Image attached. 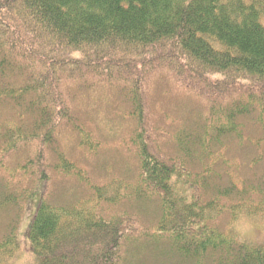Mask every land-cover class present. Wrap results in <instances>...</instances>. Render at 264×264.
Returning a JSON list of instances; mask_svg holds the SVG:
<instances>
[{
    "label": "trees",
    "instance_id": "trees-1",
    "mask_svg": "<svg viewBox=\"0 0 264 264\" xmlns=\"http://www.w3.org/2000/svg\"><path fill=\"white\" fill-rule=\"evenodd\" d=\"M245 220L264 0H0V264H264Z\"/></svg>",
    "mask_w": 264,
    "mask_h": 264
},
{
    "label": "rangeland",
    "instance_id": "rangeland-1",
    "mask_svg": "<svg viewBox=\"0 0 264 264\" xmlns=\"http://www.w3.org/2000/svg\"><path fill=\"white\" fill-rule=\"evenodd\" d=\"M34 210H35V206L31 207L30 212L33 213ZM29 222H30V217L27 216L20 230L21 241L23 244L25 243V237L29 229ZM235 227H236L237 234L240 237H243L251 241H261L264 239V226L256 220H252V221L245 220L237 224ZM20 264H23V262Z\"/></svg>",
    "mask_w": 264,
    "mask_h": 264
},
{
    "label": "bare ground",
    "instance_id": "bare-ground-1",
    "mask_svg": "<svg viewBox=\"0 0 264 264\" xmlns=\"http://www.w3.org/2000/svg\"><path fill=\"white\" fill-rule=\"evenodd\" d=\"M241 128H243V127H241ZM185 132V131H184ZM244 134H246V133H244ZM243 134V135H244ZM188 135H190V134H188ZM194 135H192V137H193ZM230 136V135H229ZM229 138V137H228ZM230 138H232V137H230ZM236 138V137H235ZM194 140H196V139H194ZM184 141V140H183ZM229 141V140H228ZM191 142V141H190ZM232 142V141H231ZM195 143V142H194ZM213 144V143H212ZM215 144V143H214ZM229 144V143H228ZM216 146V145H215ZM213 149V148H212ZM217 149V148H216ZM222 153V152H221ZM226 153V152H225ZM169 155V154H168ZM182 155V154H181ZM178 156V155H177ZM173 157V156H172ZM176 157V156H175ZM66 262V261H65Z\"/></svg>",
    "mask_w": 264,
    "mask_h": 264
}]
</instances>
